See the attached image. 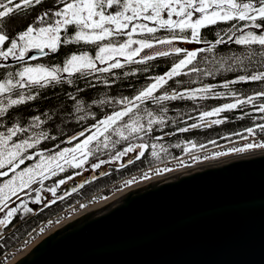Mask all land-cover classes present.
I'll return each mask as SVG.
<instances>
[{
  "label": "snow or ice",
  "instance_id": "6c2138e0",
  "mask_svg": "<svg viewBox=\"0 0 264 264\" xmlns=\"http://www.w3.org/2000/svg\"><path fill=\"white\" fill-rule=\"evenodd\" d=\"M45 2L46 0H0V69H6L10 59L17 65L25 64L15 72H8L7 78L0 79V214H2L0 215V230L12 224L13 219L21 210L25 214L32 213L33 209L28 207L21 193L29 195L28 190L31 189L36 193L32 203L41 204L43 201L41 192H50L53 199L47 206L71 194L58 195L57 192L61 185L67 184V179H60L54 187H44L45 180L57 175V169L61 172L65 171L64 165L59 163L60 160H64L71 167L82 168L88 155L93 151L89 146L94 141L100 143V137L104 138L105 148L109 146L112 134L119 136L120 140H128L130 136L135 135L143 141L144 136L151 135L154 125L165 123L163 115H155L147 107L142 108V105L148 103L163 105L166 101L177 99L208 98L207 95L198 96L199 93L210 94L216 98L222 96V93L214 92L215 85H206L190 91H173L172 93L164 91L158 94L160 89L173 78L203 71L195 63L199 53L212 52L218 45L231 42L248 51L245 55H233L227 60L220 61L221 69L231 71L233 66L245 65L246 60L257 62L253 60L254 57H258V62L264 66V0H54L52 6L44 8ZM38 7L43 10L35 16L34 21L27 23L14 36H10L6 22L16 18L26 20ZM233 21L236 23L233 24ZM240 22H243L242 26L238 27ZM218 23L231 24L229 33L224 35L217 33L218 38L215 42L204 40L202 29ZM160 30L167 31L168 35L156 37L155 34ZM143 34L150 35L151 39L134 38V36ZM118 37H126V39L115 43ZM105 41L107 43H103ZM177 42L205 43L209 46L189 50L175 46ZM81 43L94 46L97 49L94 56L89 55L87 51L74 52L65 58L62 66L48 67L43 64L32 66L28 63L39 57L47 56L49 53H56L62 46ZM134 45L136 47H133ZM29 53L38 55L29 56ZM172 54L181 58L165 74L150 77L152 82L133 97L99 101L101 105H119L120 110L114 111L94 124L92 127L95 131L89 129L91 135L75 147L65 148L56 155L45 157L43 152L37 151L35 156L40 158V162L21 168V165H25V161L35 159L30 149L38 148L44 140L56 139L46 131H34L40 129L44 123L39 115L31 117L26 123L13 119L12 110L35 101L40 96V92L33 91L34 89H46L54 83L66 82L72 85L74 81L71 78L76 75L87 77L97 73H111L113 69L123 68L125 64L142 65ZM120 58H123L124 63H121ZM229 60L232 61L231 64L228 63ZM97 62L106 66L98 67ZM144 70L147 71V68ZM136 71L138 70L126 72L124 75H135ZM65 74L67 79H65ZM205 75L212 76L213 72L206 71ZM240 82H264V71L240 75L237 79L223 83L221 87L229 89L230 84L235 85ZM103 83L111 86L108 80H104ZM81 91L83 89H77V92ZM231 95L236 97L235 92H231ZM68 98L75 102L77 111L83 110V101L79 100L76 94L69 93ZM246 105H252L257 113L264 114V91L256 92L244 99L238 98L234 103H226L211 111H205L201 113L199 119L203 122L205 118L215 117L222 112ZM161 111L167 113L168 109L163 107ZM240 118L243 119V117ZM261 119H264V115ZM7 121L12 122L8 124ZM223 122V119L208 121L209 124ZM199 126L192 124L189 127L180 128L179 131L188 132L190 128ZM244 131L247 135L244 133L236 135L245 140L255 137L257 132L264 133V123H256L254 127H249ZM79 135L84 136L85 134L81 132ZM161 138L156 137V139ZM73 139H79V137L70 138L69 143ZM120 140L112 141V143H119ZM211 143L215 144V141ZM179 146L175 145V147ZM196 147L197 145L191 144V148ZM199 147L205 146L200 145ZM149 148L151 156L156 160H161V152L167 153L163 145L155 143L149 145L147 142H141L124 148L117 154L116 159L139 150L135 156L138 160L145 156ZM254 149H264V142H249L243 147L233 148L230 151L241 153ZM184 151L187 154L190 149L185 148ZM77 152L83 158L77 157L75 155ZM68 153H72L70 160L67 158ZM228 154V152H219L215 155ZM192 158L200 159L198 156ZM209 158L211 157L204 159ZM52 162H55L54 168L51 166ZM131 162L133 161L130 160L129 163ZM161 162L164 161L161 160ZM180 163L184 164V161L180 159ZM100 166V164H95L92 167L96 169ZM18 169L20 170L17 171ZM172 170L171 168L155 169L157 174ZM71 178L68 177V179ZM142 178L148 179V173H145ZM134 181L135 178L126 181V184L131 185ZM34 184H38L39 188H34ZM83 186L81 184V187ZM17 201L19 204L13 207L12 205ZM43 231L44 229L41 228L40 232Z\"/></svg>",
  "mask_w": 264,
  "mask_h": 264
},
{
  "label": "trees",
  "instance_id": "16d2710c",
  "mask_svg": "<svg viewBox=\"0 0 264 264\" xmlns=\"http://www.w3.org/2000/svg\"><path fill=\"white\" fill-rule=\"evenodd\" d=\"M52 4L53 0H49L45 2L43 7L47 8L52 6ZM42 10L43 9L40 7L33 10L32 15L26 20L22 21L16 18L10 22H6L10 36H14L15 33L22 30L27 23L34 21L35 16ZM232 23L235 24L236 22L233 21ZM242 23L243 22H240L237 26H242ZM230 28L231 24L218 23L215 26L202 29V36L204 40L208 42H215L218 38L217 33L224 35L225 33H229ZM155 35L156 37H164L168 35V32L160 30ZM237 35H240V33H237ZM225 39H227V36H225ZM91 46L92 45H85L82 43L78 45L62 46L58 52L51 53L40 60L29 61L28 63L32 66L40 62L45 63L48 67L56 65L62 66L68 55L74 52H89L92 48ZM192 46L194 49L190 50L207 48L209 45L205 43H193ZM247 51V49L229 42L228 44L218 45L212 52H201L198 54L195 63L196 66L203 71L175 77L173 80L168 81L158 93L162 94L164 91L169 93L173 91H190L206 85H215L214 92L223 94L219 98L210 94L199 93L198 96L207 95L208 98H197L195 100L177 99L175 101H166L163 105L151 103L142 105V108L147 107L150 111H153L155 115H163L165 117V123L163 125L153 126L151 135L144 136V140L141 141L135 135L130 136L128 140H120L119 136L112 134L107 148L103 146L104 138L100 137V143L94 141L89 146L93 151L88 155V159L85 163V167L89 165L87 169H85L84 166L82 168H74L69 164H65V171H58L57 175L51 176L45 180L44 187H54L60 179H68V177L76 176L80 169H82L81 173L84 174L93 165H101L100 168L94 170L96 174L95 178H92V175H90L91 178L89 177L90 179L85 183L75 182L71 184L72 188L61 185L57 190L58 195L71 193L70 195H65V199L58 200L55 204L47 206L53 199L51 193L47 192V194L43 196L46 200L42 201L41 204L32 203L31 206L28 205V207L33 209L32 213L25 214L21 210L13 219L12 224L0 230L2 235L0 237V257L11 249L17 241L25 238L41 221L80 201L85 200L88 204L97 202L104 196V191L102 190L109 188L116 182L122 180V178L139 170L162 164L161 160L164 161L163 163H166L178 157L186 156L184 149H190L191 144H195L197 147L204 145L205 147L203 148L206 149L214 145L211 143L212 141H215V144L231 141L240 137L236 135L237 133L245 134V129L254 127L256 123H264V119H261V116L264 114L257 113L252 105H246L238 107L235 110L222 112L218 116L205 118L203 122L199 119L201 113L205 111H211L226 103H234L238 98L244 99L256 92L264 91V82H240L235 85L230 84L229 89L221 87L223 83L237 79L240 75H248L255 71H264V66L258 62V57L253 58V60L257 62H249L246 60L245 65L233 66V70L231 71L220 68V61L227 60L233 55H245ZM180 58L181 57L172 54L168 57L156 58L142 65L125 64L123 68L113 69L111 73H97L87 77L76 75L71 78L74 81L72 85L66 82L60 84L54 83L46 89H34L33 91L40 92V96L37 100L12 110L13 119L21 123H26L30 121L31 117L39 115L44 123L40 129H35L34 131H46L50 136L56 137L54 140L49 139L41 142L46 150L44 151V155L46 157L56 155L61 147L65 145V142L68 143V137L76 135V133L93 126L100 119H104L114 111L120 110L119 105H101L99 101L133 97L139 90L152 82L150 77L165 74ZM228 63L231 64L232 61L229 60ZM23 66H25L24 63L19 65L16 63H8L6 69H0V79L7 78L8 72H15ZM145 68H147V71L144 70ZM133 70H138L135 75H124V73ZM206 71H212L213 75H205ZM65 79H67L66 74ZM104 80H108L111 86H106L103 83ZM93 84L95 85L94 87L90 86ZM78 88L83 89V91L77 92ZM231 92H235L236 97H233ZM69 93L76 94L78 99L83 101L82 111H77L75 102L68 98ZM257 103H259V101ZM163 107L168 109L167 113L161 111ZM246 113L248 115H245ZM240 117H243V119ZM213 119H223L224 122L221 124H209L208 121ZM11 122L12 121H7L8 124ZM192 124H198L200 126L197 128H190L188 132L179 131L180 128L189 127ZM87 133L88 132H86L85 135ZM78 137L80 138L82 136L79 135ZM156 137L162 138L156 139ZM116 140H120V142L113 144L112 141ZM141 142H147L149 145L152 143L163 145L164 148L167 149V153L161 152V160H156L151 156V149L149 148L145 152V156L138 160L135 159V156L138 154L139 150L116 159L117 154L122 152L124 148L128 147L130 144L134 145ZM175 145L180 146L175 147ZM29 151L35 154L36 149H30ZM157 151H159V148H157ZM130 160L133 162L129 163ZM89 171H92V169H89ZM81 184L84 186L81 187ZM36 188H39V185ZM74 188H76V191H72ZM35 195L36 193L32 192L25 196L24 200L30 202L35 198Z\"/></svg>",
  "mask_w": 264,
  "mask_h": 264
},
{
  "label": "water",
  "instance_id": "95a60500",
  "mask_svg": "<svg viewBox=\"0 0 264 264\" xmlns=\"http://www.w3.org/2000/svg\"><path fill=\"white\" fill-rule=\"evenodd\" d=\"M33 247L13 264H264V152L127 191Z\"/></svg>",
  "mask_w": 264,
  "mask_h": 264
},
{
  "label": "rangeland",
  "instance_id": "374dc122",
  "mask_svg": "<svg viewBox=\"0 0 264 264\" xmlns=\"http://www.w3.org/2000/svg\"><path fill=\"white\" fill-rule=\"evenodd\" d=\"M151 26V25H150ZM134 38H147V39H151V36L150 35H148V34H143V35H138V36H134ZM126 39V37H118V38H116L115 39V43H120V42H123L124 40ZM103 43H107V41H105V42H103ZM177 44L179 45V47H182V48H186V49H194V47L192 46V44H187V43H180V42H177ZM92 48L90 49V51L88 52L89 53V55H93L94 56V54H95V51L97 50L94 46H91ZM133 47H136V45H134ZM120 60H121V63H124V61H123V58H120ZM98 63V62H97ZM38 64H43V65H45V66H47L45 63H38ZM37 65V64H36ZM106 65H102V64H99L98 63V67H105ZM89 129H92V131H95V129L92 127V126H90L89 127ZM89 129H88V133L86 134V135H84V136H82V137H80L79 139H73V140H71V142L69 143V141H68V143L67 142H65V145H63L62 147H61V149L58 151V153L60 152V151H62L63 149H65V148H72V147H75L78 143H80L84 138H86L88 135H91V132L89 131ZM86 133V132H85ZM84 133V134H85ZM45 146H43V143H41L39 146H38V148H36V151H35V153L37 152V151H40V152H43V154H44V151H46L45 149ZM210 149L209 148H206V149H198L197 147L196 148H190V152L188 153V154H186V156H185V159H182L183 161H184V164L183 165H179V164H181L180 163V161H178V162H173V163H171V164H167V165H165V166H162V168H171V169H173L172 171H170V172H164V173H162V174H157L156 176H162V175H168V174H170V173H172V172H175V171H177L178 169L177 168H181V167H183V166H185V165H187L188 166V162L189 161H199V160H201L204 156H207V157H212V154H210L208 151H209ZM34 157H35V160H32V161H25V165H21V168H24V167H26V166H32V165H34V164H36V163H39L40 162V158L38 157V156H35V154H33V153H31ZM77 157H79V158H83V157H81V154L79 153V152H77L76 154H75ZM45 156V155H44ZM193 156H198V157H200V159L199 160H194L192 157ZM46 157V156H45ZM71 157H72V153H68L67 154V158L70 160L71 159ZM87 159H88V157H87ZM221 160V159H220ZM87 161V160H86ZM59 163H61V164H63V165H65V164H67V163H65L64 162V160H60L59 161ZM86 163V162H85ZM85 163H84V167H85ZM179 165V166H178ZM51 166L54 168L55 167V162H52L51 163ZM89 167V165H87L86 167H85V169H87ZM89 169H92V171H89ZM84 174H82L81 172V170L82 169H80L79 170V174H77L76 176H71L72 178L71 179H67L68 180V182H67V184H65L66 186H68V188H72V186H71V184H73V183H75V182H86V181H88L91 177H90V175H92V178H95V172H94V170L95 169H93V167H90ZM97 169V168H96ZM20 169H18L17 171H19ZM59 170L57 169V172H58ZM140 171V170H139ZM139 171H137V172H139ZM137 172H135V173H132V174H130V175H128V176H131V175H135ZM145 173H148V176H149V178H151L152 177V174H154V173H156V171H155V169H149L148 171H146V172H144L143 174H145ZM128 176H126V177H128ZM51 177V176H50ZM90 177V178H89ZM126 177H124V178H126ZM124 178H122V180L124 179ZM136 179V177H132V178H129L128 180H133V179ZM156 178V177H155ZM128 180H126V181H128ZM152 180V179H151ZM126 181H123V182H121V183H117L118 185H117V187L115 188V189H111V188H113L114 187V185H112V186H110L109 187V189H107V190H102V191H104V195H105V198L104 199H102L100 202H102L103 200H105V199H108V198H110V199H112V196L114 195V194H117V193H119L120 192V190L121 189H123V190H126L127 188H129L131 185H129V186H126L125 187V185L124 184H126ZM150 181V180H149ZM135 182L136 181H134V184H135ZM140 181H138V182H136V183H139ZM142 182H144V181H142ZM140 184H141V182H140ZM65 185H63V186H65ZM38 186V184H34L33 185V187L34 188H36ZM125 187V188H121V189H119L118 190V188L119 187ZM74 189H76V188H74ZM29 191V193L31 194L33 191H31V189H29L28 190ZM111 192V193H108V192ZM47 194V192H41V195H42V197L43 196H45ZM21 196H23V197H25V196H27V195H24L23 193H21ZM13 199H15V198H13ZM44 200H46L45 199V197H43V201ZM85 202V200H83V201H80V202H78V203H76L77 205H79V206H81L83 203ZM100 202H98V203H100ZM11 203V202H10ZM28 203V205H32V200L30 201V202H27ZM98 203H96V204H98ZM19 204V201H17L16 202V204H13L12 206L13 207H15V206H17ZM96 204H93V205H96ZM84 205V204H83ZM93 205H91V206H88V207H84V208H82L80 211H78L77 213H75L74 215H72L71 217H73V216H76L78 213H81V212H83V211H85L87 208H89V207H92ZM64 211V210H63ZM63 211H60V212H63ZM60 212H58V213H56V214H54L53 216H51V217H49V218H47V219H45V220H43V221H41L40 223H38L30 232H29V234L25 237V238H27V237H30L34 232H35V230L36 229H38V228H44V231L46 230V228L52 223V221L54 220V217L55 216H57ZM0 215H2V214H0ZM58 226V225H57ZM57 226H54V227H52V229L51 230H53L54 228H56ZM50 230V231H51ZM49 231V232H50ZM48 233V232H47ZM46 233V234H47ZM48 235V234H47ZM2 235H1V231H0V237H1ZM46 236V235H45ZM25 238H23V239H25ZM43 238V237H42ZM41 239V238H40ZM39 239V240H40ZM22 240V239H21ZM38 240V241H39ZM20 241V240H19ZM38 241H36V242H38ZM18 242V241H17ZM17 242L12 246V247H14L16 244H17ZM35 242V243H36ZM35 243L34 244H32L30 247H29V249L31 250L32 248H33V246L35 245Z\"/></svg>",
  "mask_w": 264,
  "mask_h": 264
},
{
  "label": "built area",
  "instance_id": "2783aa9c",
  "mask_svg": "<svg viewBox=\"0 0 264 264\" xmlns=\"http://www.w3.org/2000/svg\"><path fill=\"white\" fill-rule=\"evenodd\" d=\"M249 142H264V133L257 132V135L255 137H249L247 140L238 139V140L234 141L232 144H228V145L215 146L212 149H210V151H212V153L214 152L215 154L219 153V152H225L227 150L230 151L231 149L236 148L238 146L243 147L245 144H247ZM233 145H234V147H233ZM254 151H258V149H254L251 152H254ZM240 154H244V153H240ZM232 156H234V155H230V156H227L225 158L232 157ZM221 159H224V158H221ZM213 161H218V160H216L215 157H211V159L207 160V161L201 160V161H196L194 163H191V165H189L188 168L195 167V166H198V165H201L204 163H208V162H213ZM25 241H27V239H25L21 242H18L17 245L12 250L7 252L5 255H3L0 258V261H2V262L8 261V260L13 261L18 256H20L22 253H24L27 250L26 245H25Z\"/></svg>",
  "mask_w": 264,
  "mask_h": 264
},
{
  "label": "bare ground",
  "instance_id": "6f19581e",
  "mask_svg": "<svg viewBox=\"0 0 264 264\" xmlns=\"http://www.w3.org/2000/svg\"><path fill=\"white\" fill-rule=\"evenodd\" d=\"M258 152H264V149L261 150V151H258ZM258 152L238 154V155H235V156H232V157H228V158H224V159H221V160H225V159H229V158H234V157H238V156H243V155H248V154H253V153H258ZM221 160H218V161H221ZM213 162H216V161H213ZM213 162L204 163V164H201V165H198V166H195V167H191V168H185V169H183V170H177V171L172 172V173H170V174H168V175L159 176V177H156V178H154V179H152V180H150V181H144V182H141V184H140V182H139V183L132 184V185H131L129 188H127L126 190L121 189L119 193L114 194V195L112 196V199H110V198L105 199V200H103L102 202H100V203H98V204H96V205H93L92 207L87 208L85 211H83V212H81V213H78L76 216L71 217V216H72V215H71V216L68 217L67 219L62 220L60 223L57 224L58 226L55 225V226H57L56 228H54L53 230H51V231L48 232L47 234H50V233L54 232L55 230L59 229L60 227H63L65 224L74 221L75 219H77V218L80 217L81 215H83V214H85V213H87V212H89V211H91V210H93V209H95V208H97V207H99V206H102V205H104V204H106V203H108V202L114 200L116 197L122 195L123 193H125V192H127V191H130V190H132V189H136V188L141 187V186H143V185H145V184H147V183H150V182H152V181H157V180H160V179H165V178H168V177H172V175L174 176V175L179 174V173L187 172V171H190V170H192V169H195V168H197V167H199V166L206 165V164L213 163ZM73 215H74V214H73ZM47 234H45V235L47 236ZM45 235H43L42 237L44 238ZM42 237H41V239H43ZM41 239H40V240H41ZM40 240H39V241H40ZM36 243H37V242H36ZM36 243H35V244H36ZM33 248H34V247H33ZM33 248H32V249H33ZM32 249H31V250H32ZM29 251H30V249L28 248L24 253H22L20 256H18V257H17L15 260H13L10 264H13L16 260L20 259L22 256H24V255H25L26 253H28Z\"/></svg>",
  "mask_w": 264,
  "mask_h": 264
},
{
  "label": "flooded vegetation",
  "instance_id": "af4514ba",
  "mask_svg": "<svg viewBox=\"0 0 264 264\" xmlns=\"http://www.w3.org/2000/svg\"><path fill=\"white\" fill-rule=\"evenodd\" d=\"M47 1H49V0H46V2H47ZM53 2H54V0H53Z\"/></svg>",
  "mask_w": 264,
  "mask_h": 264
}]
</instances>
